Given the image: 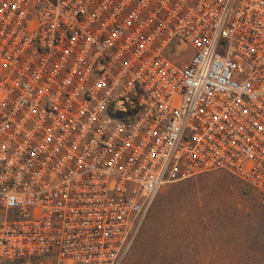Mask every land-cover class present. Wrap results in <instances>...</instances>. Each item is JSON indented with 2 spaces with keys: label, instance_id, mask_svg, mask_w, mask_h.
I'll use <instances>...</instances> for the list:
<instances>
[{
  "label": "built area",
  "instance_id": "1",
  "mask_svg": "<svg viewBox=\"0 0 264 264\" xmlns=\"http://www.w3.org/2000/svg\"><path fill=\"white\" fill-rule=\"evenodd\" d=\"M215 170L264 195V0H0V264H121Z\"/></svg>",
  "mask_w": 264,
  "mask_h": 264
},
{
  "label": "rangeland",
  "instance_id": "2",
  "mask_svg": "<svg viewBox=\"0 0 264 264\" xmlns=\"http://www.w3.org/2000/svg\"><path fill=\"white\" fill-rule=\"evenodd\" d=\"M121 264H264V195L222 170L165 183Z\"/></svg>",
  "mask_w": 264,
  "mask_h": 264
}]
</instances>
